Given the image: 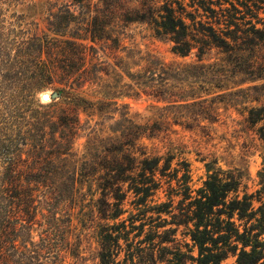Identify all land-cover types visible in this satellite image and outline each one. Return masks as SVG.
I'll return each mask as SVG.
<instances>
[{
  "label": "trees",
  "instance_id": "16d2710c",
  "mask_svg": "<svg viewBox=\"0 0 264 264\" xmlns=\"http://www.w3.org/2000/svg\"><path fill=\"white\" fill-rule=\"evenodd\" d=\"M67 1L1 62L17 95L0 115V264H264V167L255 193L240 194L244 172H214L194 190L187 162L173 167V156L139 146L174 126L208 135L220 106L240 109L264 143V29L241 18L264 0ZM133 24L196 60L165 63L123 47L112 64L96 63L98 50L107 57L103 44ZM108 79L115 93L146 96L147 114L81 97L85 84L111 90ZM45 89L59 98L34 107ZM79 112L99 121L81 124ZM104 120L114 122L108 136ZM129 194L135 213L124 219ZM90 230L97 249L84 258Z\"/></svg>",
  "mask_w": 264,
  "mask_h": 264
},
{
  "label": "rangeland",
  "instance_id": "374dc122",
  "mask_svg": "<svg viewBox=\"0 0 264 264\" xmlns=\"http://www.w3.org/2000/svg\"><path fill=\"white\" fill-rule=\"evenodd\" d=\"M188 2V0H186ZM94 2V1H93ZM67 0H0V115L6 110V105L11 98L16 94V88L5 78V71L1 62L5 64L6 60L3 56L7 53L14 54L13 44H17L26 40L34 32L46 31L48 14L47 10L52 8L56 11L61 5L67 4ZM245 17V21H249L257 29H264V9L257 14H242L241 18ZM119 42L108 41L103 44L105 57L102 51L98 50L95 62L98 64H112V58L115 55L124 56L121 52L123 47L140 51L142 54L150 53L165 63L171 62H191L196 60L194 54L186 58H180L172 53L173 44L164 38L155 37L146 26L133 24L122 30L119 36ZM99 49L98 45H95ZM204 56L203 59H205ZM209 57L215 58L212 53ZM109 80V79H108ZM109 88L105 93L97 85L85 84L81 91V97L88 102L96 103L105 100L117 105H127L131 113L141 115L147 114L148 107L152 102L146 96H137L127 89H118L115 93L114 87H119L117 82L109 80ZM116 83V84H115ZM129 83L126 78L120 83ZM58 86V85H56ZM52 95L54 91L45 89L39 91L35 95V102L40 105H47L51 101L44 102L41 100L43 94ZM11 105V104H10ZM112 106V110H113ZM240 110V109H239ZM238 110V111H239ZM233 108L224 109L220 106L219 120L213 125L206 135V132L201 130L186 131L181 127L174 126L167 133L161 134L156 138H143L139 142V146L149 157L173 156V167H177V163L185 161L190 165L191 186L192 189H199L209 175L216 172H244L246 174L242 178L240 194L243 190L247 194L255 193L259 188L258 174L264 167V143L259 139L256 130L259 126L252 130L245 129L243 116ZM81 124L89 122V127H95V123L99 121L97 115L88 117V115L79 112ZM103 135L108 136L110 132L107 128L113 126V121L104 120ZM100 129V126H97ZM254 130V131H253ZM83 132L77 138L74 144V150L81 153L84 149V144L87 138ZM160 198L158 202L164 201L165 197L162 192H159L155 199ZM133 196L129 194L127 201L124 204V209L127 210L122 218L126 219L129 213H135V210L130 205ZM258 206L257 203H255ZM138 224V223H137ZM76 232H81V223H75ZM84 236L81 248L84 249V254L81 256L89 258V252L97 249V240L90 231H83ZM180 238V235L177 236ZM82 239V238H81ZM36 240V239H35ZM123 256V254L121 255ZM66 264H71V259L66 258ZM87 264H91L89 261ZM223 264H234V259L230 258Z\"/></svg>",
  "mask_w": 264,
  "mask_h": 264
},
{
  "label": "water",
  "instance_id": "95a60500",
  "mask_svg": "<svg viewBox=\"0 0 264 264\" xmlns=\"http://www.w3.org/2000/svg\"><path fill=\"white\" fill-rule=\"evenodd\" d=\"M58 98H59V95L56 92H54L52 95H48L45 93L41 96V100L44 102H48L51 100H57Z\"/></svg>",
  "mask_w": 264,
  "mask_h": 264
}]
</instances>
